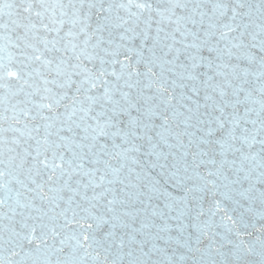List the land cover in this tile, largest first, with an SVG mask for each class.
Wrapping results in <instances>:
<instances>
[{
	"label": "snow or ice",
	"instance_id": "6c2138e0",
	"mask_svg": "<svg viewBox=\"0 0 264 264\" xmlns=\"http://www.w3.org/2000/svg\"><path fill=\"white\" fill-rule=\"evenodd\" d=\"M0 264H264V0H0Z\"/></svg>",
	"mask_w": 264,
	"mask_h": 264
}]
</instances>
